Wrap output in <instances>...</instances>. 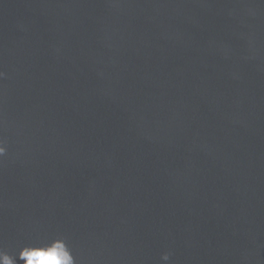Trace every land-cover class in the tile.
I'll return each instance as SVG.
<instances>
[{
  "label": "water",
  "instance_id": "obj_1",
  "mask_svg": "<svg viewBox=\"0 0 264 264\" xmlns=\"http://www.w3.org/2000/svg\"><path fill=\"white\" fill-rule=\"evenodd\" d=\"M0 147L13 258L264 264V0H0Z\"/></svg>",
  "mask_w": 264,
  "mask_h": 264
},
{
  "label": "clouds",
  "instance_id": "obj_2",
  "mask_svg": "<svg viewBox=\"0 0 264 264\" xmlns=\"http://www.w3.org/2000/svg\"><path fill=\"white\" fill-rule=\"evenodd\" d=\"M165 259L167 257L165 256ZM68 257L66 254H57L55 249L49 251H33L28 256L26 264H67Z\"/></svg>",
  "mask_w": 264,
  "mask_h": 264
},
{
  "label": "snow or ice",
  "instance_id": "obj_3",
  "mask_svg": "<svg viewBox=\"0 0 264 264\" xmlns=\"http://www.w3.org/2000/svg\"><path fill=\"white\" fill-rule=\"evenodd\" d=\"M3 152V148L0 147V153ZM30 253H21V251H19V253L17 254L16 258H13L12 255L10 253H8L5 249H3L2 247H0V264H17V259L18 260H23L24 256H29Z\"/></svg>",
  "mask_w": 264,
  "mask_h": 264
}]
</instances>
